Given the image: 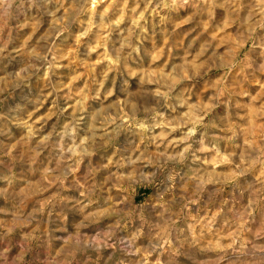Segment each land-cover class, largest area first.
I'll list each match as a JSON object with an SVG mask.
<instances>
[{
  "label": "clouds",
  "instance_id": "9594fccd",
  "mask_svg": "<svg viewBox=\"0 0 264 264\" xmlns=\"http://www.w3.org/2000/svg\"><path fill=\"white\" fill-rule=\"evenodd\" d=\"M0 264H264V0H0Z\"/></svg>",
  "mask_w": 264,
  "mask_h": 264
}]
</instances>
